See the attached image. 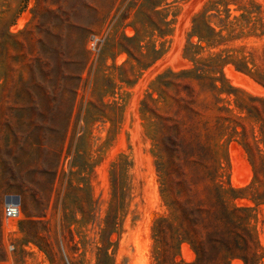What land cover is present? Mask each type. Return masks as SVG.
<instances>
[{
	"label": "rangeland",
	"instance_id": "374dc122",
	"mask_svg": "<svg viewBox=\"0 0 264 264\" xmlns=\"http://www.w3.org/2000/svg\"><path fill=\"white\" fill-rule=\"evenodd\" d=\"M186 47L239 90L245 108L233 93L220 104L264 150V0H0V264L195 262L187 242L174 262L155 252L152 226L167 210L142 111L160 74L194 67ZM217 55L224 62L208 61ZM215 157L252 244L226 263L202 250L203 264H264V202L238 191L253 178L245 151L231 140ZM254 187L264 197V169ZM9 202L20 215L6 222Z\"/></svg>",
	"mask_w": 264,
	"mask_h": 264
},
{
	"label": "trees",
	"instance_id": "16d2710c",
	"mask_svg": "<svg viewBox=\"0 0 264 264\" xmlns=\"http://www.w3.org/2000/svg\"><path fill=\"white\" fill-rule=\"evenodd\" d=\"M153 12L158 10L154 7ZM132 24L135 26L136 22ZM198 36L199 41L205 40ZM185 54L194 67L160 74L154 88L157 97L149 92L142 103V111L152 127L160 196L167 210L166 216L153 223L154 249L158 258L174 262L176 250L187 242L197 254L193 264H203L200 253L210 248L216 249L221 261L226 263L239 256L238 252L250 248L252 236L240 222V211L247 208L228 205L217 181L216 149L231 140L242 146L253 178L238 191H249L246 196L255 203L264 202L254 187L264 169V150L256 147L255 135L252 142L244 128L237 131L240 116L230 114L231 110L220 104L222 93L235 95L239 90L230 85H227L229 89L225 87L222 72L217 77L206 71V59H196L189 47ZM208 61L222 63L224 59L217 55ZM249 99L258 98L249 95ZM233 102L245 108L236 95ZM259 132L264 146V123L260 124ZM235 135H240V139H235ZM113 166L115 171L116 164ZM240 230L246 233V238ZM223 251L228 252L226 257ZM242 258L247 264V259Z\"/></svg>",
	"mask_w": 264,
	"mask_h": 264
},
{
	"label": "built area",
	"instance_id": "2783aa9c",
	"mask_svg": "<svg viewBox=\"0 0 264 264\" xmlns=\"http://www.w3.org/2000/svg\"><path fill=\"white\" fill-rule=\"evenodd\" d=\"M101 45V39L96 35H91L88 44L87 49L90 52L91 55H96L100 50ZM20 215V209L18 204L9 202L5 205L3 210V216L6 222L9 220L17 219ZM9 249H12V245H8Z\"/></svg>",
	"mask_w": 264,
	"mask_h": 264
},
{
	"label": "bare ground",
	"instance_id": "6f19581e",
	"mask_svg": "<svg viewBox=\"0 0 264 264\" xmlns=\"http://www.w3.org/2000/svg\"><path fill=\"white\" fill-rule=\"evenodd\" d=\"M233 74V73H232ZM234 78H238V75L236 73L233 74Z\"/></svg>",
	"mask_w": 264,
	"mask_h": 264
}]
</instances>
